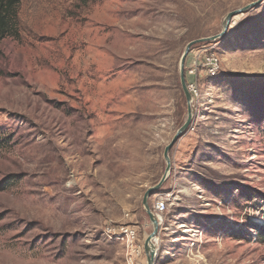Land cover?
<instances>
[{"label":"rangeland","instance_id":"374dc122","mask_svg":"<svg viewBox=\"0 0 264 264\" xmlns=\"http://www.w3.org/2000/svg\"><path fill=\"white\" fill-rule=\"evenodd\" d=\"M255 1L20 0L0 38V264H147L180 58ZM200 48L219 73L147 199H167L153 264H264V1ZM121 225L132 246L105 234Z\"/></svg>","mask_w":264,"mask_h":264},{"label":"water","instance_id":"95a60500","mask_svg":"<svg viewBox=\"0 0 264 264\" xmlns=\"http://www.w3.org/2000/svg\"><path fill=\"white\" fill-rule=\"evenodd\" d=\"M262 1H264V0H257L255 2H251V3L245 5L241 8H238L236 10L228 12L224 18L223 29L220 33L213 35V36H210V37L199 38V39H195V40L188 42V44L186 45L184 52L180 58V84H181V89H182V92L184 94V98H185V102H186L187 114H186L185 121L178 128V130L176 131V133L172 137L171 141L169 142V144L164 149L163 158L166 161V168H165V172H164L163 176L161 177L160 181L156 185L151 186L150 188H148L146 190V192L144 193L143 198H142L143 208H144L145 212L147 213L149 220L151 222L152 228H153L152 232L147 236V238L145 239L144 244H143V249H144V253L146 255L147 264H153L154 263V258L156 255V248L154 247L152 240L156 236L158 229H159L158 219L154 215V213L149 209L148 204H147V199L152 193H155L159 190L160 186L162 185V183L166 179L167 173L170 169V159L168 156V151L173 146V144L176 142V140L178 138H180L188 130V128L192 122L193 115H194V111L192 108L193 97L187 88L186 78H185V73H184L185 58L187 57V55L190 51V48L194 44L200 43V42L216 41L220 37L224 36L226 34V32L230 26L231 20L234 16L239 15V14H244L245 12H247L252 7L259 6Z\"/></svg>","mask_w":264,"mask_h":264},{"label":"built area","instance_id":"2783aa9c","mask_svg":"<svg viewBox=\"0 0 264 264\" xmlns=\"http://www.w3.org/2000/svg\"><path fill=\"white\" fill-rule=\"evenodd\" d=\"M189 64L186 66V72L191 80L187 81V88L193 97V101L199 97L198 76L204 74L206 77H214L219 73V59L214 52L208 51L206 48H200L196 52H189ZM201 77V76H200ZM167 207V199L157 196L154 200L155 216L163 214ZM159 220V219H158ZM105 234L109 238L123 237L132 246L133 240L137 236V230L132 225H121L117 229H106Z\"/></svg>","mask_w":264,"mask_h":264},{"label":"trees","instance_id":"16d2710c","mask_svg":"<svg viewBox=\"0 0 264 264\" xmlns=\"http://www.w3.org/2000/svg\"><path fill=\"white\" fill-rule=\"evenodd\" d=\"M19 2L20 0H0V38L14 33L15 23H13V18L15 17L16 7ZM257 235L260 238L262 237V241L264 242V231Z\"/></svg>","mask_w":264,"mask_h":264},{"label":"bare ground","instance_id":"6f19581e","mask_svg":"<svg viewBox=\"0 0 264 264\" xmlns=\"http://www.w3.org/2000/svg\"><path fill=\"white\" fill-rule=\"evenodd\" d=\"M158 219H159L158 222H159V224H160L161 221H162V219H161V217H158ZM152 242H153L154 247L157 249L158 238L154 237L153 240H152Z\"/></svg>","mask_w":264,"mask_h":264}]
</instances>
